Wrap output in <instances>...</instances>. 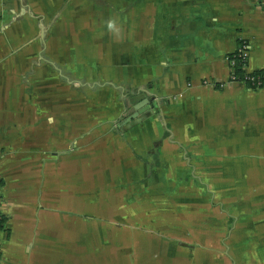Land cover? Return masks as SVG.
I'll list each match as a JSON object with an SVG mask.
<instances>
[{"label": "crops", "instance_id": "crops-1", "mask_svg": "<svg viewBox=\"0 0 264 264\" xmlns=\"http://www.w3.org/2000/svg\"><path fill=\"white\" fill-rule=\"evenodd\" d=\"M241 41L264 0H0V264H264Z\"/></svg>", "mask_w": 264, "mask_h": 264}, {"label": "built area", "instance_id": "built-area-1", "mask_svg": "<svg viewBox=\"0 0 264 264\" xmlns=\"http://www.w3.org/2000/svg\"><path fill=\"white\" fill-rule=\"evenodd\" d=\"M232 73L229 77L228 82H238L245 84L250 89H261L264 88V69H261L260 73L255 74V70H248L247 69V60H248V54H247V46L244 43V41H241L237 49L231 53L228 57ZM241 64V68L244 70L245 74L243 75V78H239L235 74V69L237 64ZM224 83H219L218 87L223 86ZM3 227L2 217L0 216V231Z\"/></svg>", "mask_w": 264, "mask_h": 264}, {"label": "trees", "instance_id": "trees-1", "mask_svg": "<svg viewBox=\"0 0 264 264\" xmlns=\"http://www.w3.org/2000/svg\"><path fill=\"white\" fill-rule=\"evenodd\" d=\"M260 70L261 69L255 70V74L260 73L261 72ZM234 72H235L236 76L239 77L240 79L243 78V75L245 74L244 70L241 68V64H239V63L237 64Z\"/></svg>", "mask_w": 264, "mask_h": 264}, {"label": "rangeland", "instance_id": "rangeland-1", "mask_svg": "<svg viewBox=\"0 0 264 264\" xmlns=\"http://www.w3.org/2000/svg\"><path fill=\"white\" fill-rule=\"evenodd\" d=\"M232 156H236L238 159H246L245 157L249 156V154H246V153H237V154H232Z\"/></svg>", "mask_w": 264, "mask_h": 264}, {"label": "clouds", "instance_id": "clouds-1", "mask_svg": "<svg viewBox=\"0 0 264 264\" xmlns=\"http://www.w3.org/2000/svg\"><path fill=\"white\" fill-rule=\"evenodd\" d=\"M108 27H109L110 30H117L115 23L112 22V21H109Z\"/></svg>", "mask_w": 264, "mask_h": 264}]
</instances>
